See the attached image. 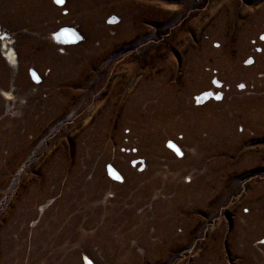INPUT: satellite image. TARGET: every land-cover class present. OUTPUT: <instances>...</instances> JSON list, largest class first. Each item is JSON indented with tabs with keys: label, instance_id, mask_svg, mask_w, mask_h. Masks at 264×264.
<instances>
[{
	"label": "rangeland",
	"instance_id": "1",
	"mask_svg": "<svg viewBox=\"0 0 264 264\" xmlns=\"http://www.w3.org/2000/svg\"><path fill=\"white\" fill-rule=\"evenodd\" d=\"M87 260L264 264V0H0V264Z\"/></svg>",
	"mask_w": 264,
	"mask_h": 264
},
{
	"label": "bare ground",
	"instance_id": "2",
	"mask_svg": "<svg viewBox=\"0 0 264 264\" xmlns=\"http://www.w3.org/2000/svg\"><path fill=\"white\" fill-rule=\"evenodd\" d=\"M172 147V146H171ZM173 148H174V145H173ZM177 151V150H176ZM111 171V173L113 172L112 170H110ZM115 178H117V176L115 177ZM87 264H92L89 260H87Z\"/></svg>",
	"mask_w": 264,
	"mask_h": 264
},
{
	"label": "snow or ice",
	"instance_id": "3",
	"mask_svg": "<svg viewBox=\"0 0 264 264\" xmlns=\"http://www.w3.org/2000/svg\"><path fill=\"white\" fill-rule=\"evenodd\" d=\"M56 3L62 4L63 3V0H56Z\"/></svg>",
	"mask_w": 264,
	"mask_h": 264
}]
</instances>
